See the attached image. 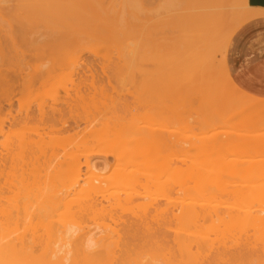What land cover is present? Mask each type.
<instances>
[{
	"label": "rangeland",
	"instance_id": "obj_1",
	"mask_svg": "<svg viewBox=\"0 0 264 264\" xmlns=\"http://www.w3.org/2000/svg\"><path fill=\"white\" fill-rule=\"evenodd\" d=\"M110 1L111 0H100V1L99 0H94V1L93 0H0V40H1L0 41V43H1L0 44L1 45V49H0L1 51L0 52L4 54L3 56L1 55L2 56L1 59H3V60L0 59L1 60L0 66H4V67H18V66L19 67H24V66L25 67H28V66L35 67V66H38L41 68H42V66H46V67L55 66L58 68L57 71H55L56 73H54V75L55 74L56 75L58 74V75L57 76L53 75L55 77V78L53 77L54 80L49 81V83L47 84L49 87L47 85L44 86V88H46L45 90L43 89V87H39V88H35V90L33 89L34 91H33V93H31V96L27 95L28 97H22V99H19L20 97H16V100L14 101L13 108H12L13 114L17 115V113L20 109H21L20 111H24L23 113L25 114V109L28 106L32 107V108H30L32 113L38 114L39 113V106L42 104L44 106V109L50 115L52 113L53 108H56L57 106L61 105L63 102L68 100L67 108L64 104L65 112H66L64 116L67 117L66 119L69 118L68 121H70L69 122V124H71L70 127L75 125L74 122L70 120V119H72V118H70V116L71 115L73 116V114H74V116L75 115L77 116V114H79L78 116L83 115L81 117H85V118H87V117L88 118H94L96 115V117L98 119H100L99 117H102L100 115H105V118H106L107 114H108V116H110L111 113L117 114L119 119H121V116H122V118H127V117L130 118L133 116L134 118L133 117L131 118V120L133 119L131 121L132 123H134L136 125L137 124H141L144 126L146 125V126L153 128V132L151 133V135L149 137V140H150L149 146H150L151 150L154 151L153 152V155H154L153 156V158H154L153 162L154 163L152 162L153 165L151 168H153V170L150 169L149 173L151 172L150 177H151V180L154 181L153 183L156 186H157V183H160V184H158L159 188L154 187L152 191H145V190L141 191V193H140V195L142 194L141 196L135 197V195L138 193H135V195L133 194L134 197L133 196L132 197L131 196L123 197L122 196L123 200H121V204H120L121 208L127 211V212L125 211V213L131 212L130 213V215L132 214L131 219L134 220L135 219L134 216H136L135 213H138L137 216L140 215L139 217L142 216L141 215L142 213L139 212V209H140L139 206L143 205L144 203L149 201L151 198H153L154 201L157 198L156 200L157 201L159 200L158 204H159V206L162 207V209H166V207L170 208V209L173 208L172 210H173V212H175V214L179 213L178 210H181V207H183V208L195 207L196 209H199L201 207L209 208V206L221 204L222 208L224 209V210L221 209V211H222L221 215H222V217L225 216L224 221H225L226 225H224V222L222 223L223 219L222 220L219 219L220 221L214 220L213 222L209 221V220H208L209 222L208 221L204 222V223L201 222L199 227L198 226H196V227L192 226V228L189 226L185 228V227L178 225L177 223L174 222L175 225L172 224L171 229L172 228L173 229L171 230L172 231L171 234H173V233L177 234L178 233L182 236H186V238L188 236H189L188 238H194L195 237L194 239L198 238L199 241L203 239L202 241H205L206 243L209 242L208 245L209 246L212 245L213 248L215 246L216 248L221 249L222 246L226 247V246L233 245L234 244L233 241L235 240L234 238L241 236V233H242V235L244 233L246 234L248 232V230H250L251 228H249L250 226H248L249 225L248 223L244 224L245 226L243 225L244 222L241 223L240 221H239V223L235 222V224H234V222L229 220L231 218L226 217V215H227L226 213L229 214V212L230 213L233 212L232 209L234 207H236V208L239 207L237 205V202L234 200L233 197H231L229 192H231V188H235L237 185H239V187H240V185L243 186L245 184H248L244 180L245 176H244V178H242L243 177L242 174L243 175L244 174L245 175L251 174L252 178H255L256 176H259V175L255 174L257 172L254 171L252 168L258 169V168L264 166V163H262V162H264V119H262L259 123H253L254 125L256 124L255 126H253V124L248 122L246 119V116H247L246 114H248L247 112H245L246 114L243 112H240V114L234 113L235 115L232 114L233 112H236V111L239 112L240 111L238 106H237L238 109L236 108L237 110H234L235 107L233 109H230L231 111L232 110H234V111L231 112L229 110L230 115H229L228 111L223 112V110H227V109H224L226 106L223 107V104H225V103L222 104V100H220L219 101L221 104V106H220L218 99H217L218 98L217 96H219V99H220V96L222 95L221 91H222V93L224 92L223 90L226 89V85L221 86V85L217 84L213 87H209V86H206V84H202V85H201V83L199 84V81H197L196 77H195L196 76V69L192 65L195 63H199V61H202L201 60L202 54H198V53L195 54L194 53L192 55L191 51H189V49H190L189 44L184 45L183 48H184L185 52L182 53L180 62L178 60L180 58L181 53L175 52L174 49L170 45H165V46H163L162 49L155 48L154 50H151L150 52L148 50L146 52L145 49L142 50V48H141L142 40H143V38L147 37L148 31H151L154 28L153 26L155 25L156 21L162 20L161 23L156 27V29H155L156 31H162L163 32V26L166 23L167 26L169 27V29L172 31L173 35H179V31L182 28L180 29L179 27H176L175 24H173L172 19H173L174 13L178 12L180 6L179 5H172L173 0H167L166 4L164 3L163 0H160L157 3H156V0H151L153 5L148 6V7L145 5V3L148 0H118V2L114 5H111ZM98 2H101V3L98 4ZM221 7H222L221 11L223 10L225 13H228V15L226 16L225 26L221 30V39H222V41H225V39L227 38L228 33H229L228 26H229V24H232L236 20V18L238 17L240 9H239V7L236 8L234 5H224ZM215 9H216L215 7H211L209 9H207V12H214ZM203 13H205V11L200 12V14H203ZM61 18L72 22L73 25L74 24L77 25V21H82L81 19L84 18L83 20H88V24H90L89 26L92 28L91 30H93L95 33H98V34L100 33L101 35L103 34V36H104V34H106V36H105L106 38L109 35L115 36V39H113V40L111 39L112 41L110 39H109L110 41L108 40L106 43L104 41L105 44H103L102 40H104V37H102L103 39L102 38H101L102 40L100 39L101 40L100 43H102V45L96 44L98 46L95 45L96 40H94L95 37H93V36H95V34L94 35L92 34L93 35L92 36L93 39H92L91 34L88 32L90 34V38L92 40H94V43L91 42L92 40L90 41L86 35H83V39L81 36L82 34H79L80 37L78 36L82 40H85L86 39L85 36H86L89 40V43L91 42L90 44H88L87 43L88 41L86 39V44L82 45L81 44L82 40H81L80 44L82 46L88 45V46H86V49H83V50L88 51L91 49L90 51H92V50L96 49V51H97L99 49L97 52L98 57L94 56L95 51L92 54L90 51H88L89 53L87 51H82V53L86 52L87 54L85 53V55H82V53L80 52L81 53L80 55H82V57H84L83 60L86 61V64L88 66L92 65L98 70V74H101L100 75L101 78H99L100 80L102 79V76H104L103 73L101 72L102 71L101 69L102 68H106V69L112 68L111 72L108 71V76L112 75L110 77L112 79V84L108 86L107 85L108 83H106V82H109V80H111L109 77L105 76V77H103L104 79H102V81H104L105 84L107 85L106 88L108 89V91H104V93H101L100 90L102 89L103 85L102 86L99 85V87H101V89H97V90H99L97 94H96V91L94 92L96 95L93 93H92L93 95H91L89 93V94H86V96L83 98L82 96L85 95L83 92L78 94V96L75 92H72L71 94L73 96L71 97V99L66 98L67 94H68V92H67L68 89L63 88V87H68L69 89L74 87V85L78 84V82L80 81V75H76L75 77H73V76H71L70 71L68 73V74H70V76L67 73H65L66 71H64L65 74L60 72L61 69L63 70L64 67L68 68L66 66L67 65L69 66L71 64V63L69 64V62H72L73 57L75 58V56L72 54L73 53L72 50L70 51V54H66L67 52L62 53V52H64V49L66 47L68 48L69 45L64 47L65 46L64 44H66L67 39H64V37L62 36L63 35L62 32L66 33V31H68V30H65V29L62 30L63 24H62ZM65 23H67V22L65 21ZM78 23L81 24V22H78ZM67 24H70V23H67ZM83 24L84 23L82 22V25ZM79 26L75 29L77 30L79 28ZM65 27H66V29H69V30L71 28V26L67 28V25ZM80 27H82V26H80ZM71 30L76 31L72 28H71ZM78 31H81V30H78ZM82 31H85V30L83 29ZM60 33H62V35ZM85 33L87 34V32H85ZM59 35H61V37H63V38L59 37ZM70 35L72 36V34H70ZM70 35H68V36H70ZM75 37H76V35H75ZM75 37H74V40H77L78 42H76V41L74 42V40L68 39L69 41L72 40V42H73V43L71 42V44H73V45H71V48H72V46L74 47V45L79 44V40H78L79 38L76 39L77 37L76 38ZM14 38H15V41H14ZM192 38L193 37H191V38H189V37L185 38L184 37V40L186 41V43H188V41L190 42V40L193 41ZM95 39H97V37ZM165 39L169 40L171 45H174L175 42L177 43L178 41L182 40V39H180V37L173 39V38H170L169 36H167V38L166 37L162 38V40H165ZM98 40H99V38H98ZM98 40H97V42H98ZM83 43H85V42H83ZM14 44L16 47L18 45L20 47L19 49L26 52L25 56L30 55L29 58L28 57L26 58L29 61L25 60V57L24 58L22 57V55H21L22 51L21 50H19L20 54L19 53H17V54L21 55L20 58H23L24 61H26V62L19 61L20 58L17 59L18 55L16 53L13 54V50L14 49L18 50V48H16V47L14 48ZM44 45L46 46V51H44V52H48L49 55H48V53L46 54L44 52H42L40 54V51H43V50H39V49H43L41 47ZM78 47L75 50H77ZM79 50H80V48H79ZM131 50H132L131 56H130L131 60L133 61L134 58L136 59V62H134V63L132 62V66L134 68V65H135L136 70L134 71V75L132 74V76H130V77H132V79L130 81L126 80V78H129V76L128 77H126L124 75L122 76L121 75L122 72L121 71H120V73L118 72V74L122 76L121 78H119L120 76H118V78L122 80V81L121 80L120 81L122 83H124V79H125V82L127 81L123 85L122 83H119L120 81L117 78H114L113 75H115L116 72L113 73V69H115L116 67H119V66L122 67L126 64L121 60V58L123 57L125 52L131 51ZM16 51H14V52H16ZM36 51H37V53H39L38 56L35 53L36 57L42 58L43 56H45V58L44 59L42 58L39 60H38V58L36 59V57L33 54ZM66 51H67V49H66ZM76 52H75V54H76ZM77 53L79 54V52H77ZM22 54L24 55L23 52H22ZM128 54L129 53H126L125 54L126 56L124 55V57H125L124 59H127ZM31 55L34 57L30 59V57H32ZM72 55H73V57H72ZM3 57H5V58H3ZM138 57H140V58L143 57V59H141L142 61L140 60V58L138 59ZM213 57L214 58L212 59V62H213L212 64H214L218 68L222 64V55L218 53ZM176 62H178V65L182 66L184 69L183 70L181 69L182 71L179 69L177 70V71H179V75H178L179 78L177 79V81H174L175 77H174V79L172 77L174 76V74L177 71H171L170 69H168V67L172 68L171 66L175 65ZM56 65H59L61 67L59 68V66H56ZM63 65H65V66H63ZM113 67H115V68H113ZM141 67H142V69L148 68L149 70H151V72H152L151 75L149 74L148 77H146L144 74H143L144 76L141 75L140 71H139V69ZM59 73L61 76L59 75ZM80 73L82 74V71H80ZM180 73H181V75H180ZM124 74H125V72H124ZM87 75L89 77L88 73H87ZM100 76H97V77H100ZM116 76H117V74L115 75V77ZM106 77L109 78V80ZM88 79H90V78H88ZM116 80H118V81H116ZM172 80H173V82H172ZM71 81L74 82L75 84L71 85ZM102 81H101V83L104 84V82H102ZM57 84L58 85L61 84L63 86V87L61 86L63 89L60 88L59 87L60 85L58 86ZM113 85L116 86L115 90H118L117 93H116V91L113 90L114 89V88H112ZM173 85L175 88L173 87ZM56 86H58V88H60V89H57ZM232 89H233V92L239 91L236 87H232ZM55 90L56 91L61 90V91H59L58 92L59 94H58V93H56ZM91 90L93 91V89H91ZM103 90H105V89H103ZM174 90H176V91H174ZM107 92H108V94L109 93L112 94L113 97H111L110 95H107L108 97H106L105 93H107ZM219 92H220V94H219ZM119 93L125 94V95H123L124 97H121L122 94L120 95V97L117 96ZM79 95L83 99L82 98L80 99ZM90 95H91V97H90ZM94 95H95V97H93ZM258 98L260 100L264 99V98L257 97V99ZM121 99H123V101L129 102V104H131V106H129V108L123 107ZM20 100H21V102H20ZM72 100H76V101H74V103H72L73 102ZM69 101L71 104L69 103ZM119 103H120L121 107L118 106ZM72 104H75L74 107L72 108L73 114L71 113V110L68 109L69 106H73ZM114 105H115V107H114ZM103 107L106 110L103 109ZM122 107H123V109H122ZM4 109L8 110L10 108L8 105L5 104ZM120 109H121V111L119 112ZM130 109H131V111H129V112H131L132 114L128 112V110H130ZM116 110L118 113L114 112ZM20 111H19V113H20ZM111 111H113V112H111ZM220 112H221V114H223V113L228 114V115L225 114V119L221 120L222 121L221 122L222 124L220 123L221 127L220 128L219 127L213 128L212 126H211V128L207 127L209 129H207L205 127L207 130V131H205L204 127H201V125H200V122L202 121V119L204 117L203 115H206V116L210 115L209 117L214 118V116H216V114L219 115ZM23 113H22V115H24ZM105 113H107V114H105ZM119 113L121 115H119ZM92 114H94V116ZM213 114H214V116H213ZM117 115L116 116L114 115V116L117 117ZM111 116H112V120L114 121L113 123H115L116 120H118V119H116L113 115H111ZM227 116H229V118ZM110 118L111 117H109L108 119L106 118V119L109 120ZM57 119L58 118L56 117V119H54V120L57 121ZM122 120H126V119H122ZM122 120H120V121H122ZM127 120H128V118H127ZM85 121L86 120H84L81 124H79L80 126H73V128L71 127L73 130L70 128V131L66 132V134H65V132L61 133V134L49 132L46 136L44 134L43 135L40 134L42 132L38 133V131H33L34 128H32L31 127L32 125H30V126L25 127V128L22 126H20L19 129L16 128L14 130L15 132L13 133L14 136L13 135H11V137L9 136V138H10L9 140H8L7 136L1 137V142L5 143V140H6V143L0 145V155L3 154L4 156H8V155L14 156L13 157L14 160L17 159L14 162H12L14 165L12 163L8 165L9 168L6 169V171L4 173L5 176L2 178V185L4 186V188H3V186L1 187V189H3V191L2 190L0 191V199H2V203L3 202L9 203V205L8 204L6 205L5 203H3L4 205H6L7 207L13 206V208H15V207H17L15 205H17V204L21 205V202L23 203V200L28 201L30 197L33 198L34 200H36L35 199L36 197L40 198L39 197L40 193H42L43 191L48 193L51 190L54 191V188L59 189L60 186H62V188H63V182L65 183L68 180L67 177H70L69 176V174H70L69 172H71V167H70L71 165L70 164L73 162H77V160H80V163H82L84 165V162H85L84 157L86 156L88 151H89L88 153H90L92 151V150L90 151V149L87 147V144L82 145L80 143V141L78 142L79 139L82 141L81 136L83 134L87 135L89 130H86V129L91 128V126L89 128V126H87L88 124L84 123ZM100 121H102V120H100ZM109 121L112 122L111 119ZM109 121L107 122L108 124L110 123ZM102 124L106 125V126H102V127H105L104 128L105 130L103 129V131L98 133L95 136V139H102L105 137V135H108L111 139V142H116V138L118 140L122 136L124 129L120 128V126L112 127L111 128L112 130H111L110 126H109V128L107 127L108 124H106V121L103 122ZM8 125L9 124H7V126ZM165 125H167V126L165 127ZM99 127L101 128V126H99ZM31 129H33V130L31 131ZM209 130H210V132H209ZM215 131L216 132H220V131L223 132V134H220L219 136L215 137L216 139L212 138V141L213 140H216V141H213L212 143L206 145V143L208 141H205L204 142L205 144H204L200 140V138L211 136ZM82 132H83V134H82ZM224 133H225V135H224ZM55 134H57V135H55ZM72 134H74V135H72ZM78 134L79 135L81 134V135L79 136ZM86 135H83V136H86ZM48 136H51V137H48ZM68 136H69V138H68ZM26 137H28V139ZM64 137L69 139L67 141L68 145H66L65 141L67 139ZM30 138H32V139H30ZM50 138H51V141H50ZM71 138H72V140H71ZM161 139L164 140L165 144L168 143V141H169V143L171 144V145L169 144L170 147H167L168 145L165 146L164 143L161 142ZM226 139H228V140H226ZM28 140H30V141H28ZM39 140L42 142L40 143ZM62 140H64V141H62ZM113 140H115V141H113ZM209 141H211V140L209 139ZM111 142H109V143H111ZM59 143H60V145H59ZM62 143H64L63 146H62ZM172 143H174L173 145H175V144L177 145L178 143L180 145L182 144L183 145V147L181 145L182 150H181V148L178 149L180 147V145H179V147H178V145L176 147H174L172 145ZM135 144H136V146H138V145L140 146L141 144H143V139L142 140L141 139H135V141L132 143V145L134 146ZM223 144L227 147H224ZM32 145H36L35 146L36 148L33 146L34 150H33ZM44 145H46L47 147ZM57 145L59 147L58 150H56ZM89 145H90V143H89ZM113 145H114V143H113ZM30 146L32 147L31 149H30ZM201 146L204 147V149L201 148ZM42 147H45V149ZM52 147L54 148L55 153L53 152ZM67 147H68V149H67ZM85 147H86V149H85ZM229 148H231V149H229ZM28 149L31 150L30 153L32 152L33 155L36 156V159H39L38 157H40V159L42 161L39 159V163H38V160L35 159V156H33L32 153L30 154L28 152ZM36 149H38V150H36ZM99 149H100L99 147L97 149H95V150H98V151H96L97 154H101L102 150H99ZM228 149H229V151H227V154H226V150H228ZM36 151L41 156L42 155H44V156H42V158H41V156H38L39 154H36ZM230 151H231V154L228 155V153ZM8 152H9V154H8ZM26 152L30 155H28ZM45 152L49 156L46 155ZM41 153H43V154H41ZM55 154L58 155V157H56ZM221 155L226 159L222 158ZM22 156H23V158H22ZM30 156H32V157H30ZM48 157H50V158H48ZM99 157L100 156H98V157L96 156V158L93 157L91 160H93V162H95V163L98 162L96 164L101 166V165H103L102 162L105 161V159L104 158L102 159ZM67 158H68V160H67ZM45 159H47V160H45ZM49 159H51V160H49ZM65 159H66V163L63 165L62 162L63 161L65 162ZM28 160H30L32 162V164ZM52 160H54V162H52ZM70 160H72V161H70ZM109 160L112 163L111 167H109L107 170L105 169L106 171H102L101 177L102 178L104 177L103 179L111 182L110 180H112V177L115 173L114 169L115 170H116V168L118 169L117 164H119L120 161L119 160L117 161L114 158H110ZM237 160L240 162H245L246 164L240 165V168H239L238 164H240V163L237 162ZM252 160L254 163L252 162ZM179 161H180L181 165L178 164ZM259 161L261 163H259ZM44 162L49 163V164L47 165ZM67 162H71V163H67ZM176 162H178V163H176ZM59 163H62L63 167H62V165L60 167ZM171 163H174L173 164L174 166H172V169H171V165H172ZM250 163L254 164V165L250 166ZM175 164H177V165H175ZM214 164H216V165H214ZM235 164L238 165V166H235V168L238 167L237 172H239V169H242V166H243V168H245L244 170H246V172L242 170L241 171L242 174L239 173V174H241L240 175L241 178H239V176H237L238 174H236L234 172L235 169L233 170V167ZM178 165L182 167V170H184V172L183 171H182V173L179 172L180 174H178L176 176V174H174L176 172V169H173V168H175V166H176V168H178L177 167ZM211 165L214 166V168H211L212 167ZM258 165H259V167H258ZM57 166L60 168V171L58 170L59 168H57ZM249 166L253 170V171H250L251 173L247 172V171H249ZM252 166H254V167H252ZM140 168H141V166H139V168H137V169L141 170ZM219 168H221V169H219ZM204 169H206V170H204ZM195 170H196V172L193 173V171H195ZM199 170L201 171V174L198 173V172H200ZM217 170L219 172L216 174ZM231 170L233 171L232 173H230ZM55 171H57V172H55ZM188 171L191 172L192 174L189 173ZM177 172H178V170H177ZM185 172H187L189 174L185 175ZM220 172H222L221 173L222 177L219 176ZM252 173L254 174V177H253ZM82 174H83V176H85L84 174H86V168L85 167H82ZM188 175H190V177ZM159 176H160V178H159ZM174 176L176 177L177 180L174 178ZM185 177L186 178L188 177V178L186 179ZM191 177H193L194 179ZM195 177L199 178V179H195ZM172 178L175 180H173ZM189 178H191V179L189 180ZM219 178H221V179H219ZM156 179H159L160 181H157ZM185 179L188 181H186ZM205 179L206 180L209 179L210 183L208 181L207 182L210 185H208V183L204 182ZM211 179H213L214 183L215 182L216 183L213 184L210 181ZM47 181L49 184L47 183ZM109 182H107V183H109ZM161 182H164V183H161ZM167 182H169V183H167ZM174 182L175 183L177 182L180 184L176 183L177 187L175 186L172 189V188H170V185H171V183H172V185H175ZM181 182L182 183L184 182V184L186 186L184 188V190H188L187 189L188 187L191 189V190L186 191L187 193H185V195L183 193H180V191H179L180 187H181ZM203 182L206 183L207 185L205 186V184H202ZM244 182H245V184H244ZM5 183H7V184L5 185ZM81 184H84V183L82 182ZM165 184L166 185L169 184V185L163 186ZM37 185H38V187H37ZM202 185L205 186L206 191H204V187ZM234 185H235V187H233ZM195 186L198 188L197 189L198 191L195 190V188H196ZM207 186H209V189H206ZM168 188H170V189H168ZM81 189L82 188L78 187L77 191H74L69 197H67L64 200L65 202H63V203L65 205H64V207H61L63 209H61V211L59 210V212L62 213V210H64L63 213H65V210L67 209V207H68V209H69V207H70V209L72 207L73 208L75 207L74 209H76V206L78 207L79 204L83 203V201L86 198L85 197L86 195H85L84 191H80ZM201 190L203 192V195H201L202 193L199 194V191H201ZM255 190H259V191H257V192L253 191V193H251V194L254 195V193L258 194V192H261L260 189H255ZM79 191H80V193H79ZM209 191H211V193H209ZM188 192H191V193H188ZM206 193H209V194H206ZM210 194H212V196H209ZM213 195L216 199L213 198ZM144 196L150 197V199L149 198L145 199ZM151 201H153V200L151 199ZM151 201H149V202H151ZM219 201H221V202H219ZM181 202L183 203V205L181 204ZM63 203L61 206H63ZM184 203H186V204H184ZM66 204H67V207H66ZM187 204H190V207H189V205L185 206ZM196 204H199V205H196ZM13 208H11V209H13ZM254 208H257V207H254ZM122 209H120L119 212L122 213V211H121ZM172 210H170V211H172ZM128 215H126V216H128ZM154 217H155L153 219V224L155 225L154 227L162 226L170 218V216L168 217L165 215H157ZM67 218L69 219V217H66V219ZM91 218H92V216H91ZM95 218H97V217H95ZM95 218L89 219V220H88V218L86 219V222L89 225V226L88 225L87 226L89 228L92 227V229L95 233H101L102 231L105 230V228L108 229V228H114L115 227V224L113 223V221L110 222V219L108 220V218L107 219L105 218L104 221H103V217H102V220L100 217H98V220ZM138 218H136V219L139 220ZM70 220L72 222L73 219L70 218L69 221ZM140 220H141V218H140ZM228 220L231 223H226V221H228ZM83 223H85V222H83ZM75 224H77L76 221H75L74 225ZM22 226L19 227V229L21 228V230H19V231L17 230L18 232L16 231V229H18V228H16V227L11 228V231H15L16 233L12 232V235H9V238L7 239L8 242L15 241L14 240V239H16L15 237L20 236L23 232H24L23 234L29 233L27 235H30L31 229H29V227L27 228L26 226H24V228L26 227L25 229L27 231V232H25V229L23 228L24 229L23 230ZM85 226H86V224H85ZM183 228H185V229H183ZM12 229H14V230H12ZM94 229H96L97 232ZM174 229L176 232L173 231ZM242 229H244L245 232ZM28 230H30V232ZM40 230L41 229L39 228V232H40ZM251 230L249 232L253 231V230L252 231ZM186 233H188V234H186ZM255 233H254L255 236L253 237L254 239H252L253 242H251V243L254 246H256V245L260 246V245L264 244V229L259 230L258 232H255ZM175 234H173L171 236L173 237V236H175ZM236 234H238L239 236ZM233 236H235V237H233ZM10 237L13 238V241H9V239L11 240ZM213 244H215V245H213ZM177 245L176 244L175 245L170 244L169 247L167 246L169 249L166 247L162 248L163 246L162 247L159 246L161 248H158V245L157 246L153 245L152 247L148 246L150 248L146 247L143 249L140 247L137 250L134 249L129 254L124 252L122 254V256H121V253H118L117 255L122 257V259L125 261V264H128V263L138 264L139 262H141V264H170V263L171 264H201L202 260L205 259V257L211 256L214 253L212 251H215L214 249H216V248H214L213 250L211 249L212 251L208 252L206 250L207 249L209 250L210 247L208 248V246H206V244H204V246L207 247V249H205V250H203V248H205L204 246L200 245L201 247H197L198 244L196 246V243L191 245V247L189 246V248H185V246H183V248H179L180 246L178 247ZM186 247H188V246H186ZM222 249H224V248H222ZM233 250L235 251L236 249L231 250L232 253H235ZM39 251H40V253L42 252L44 255L40 254L38 252L39 253L38 258H40L42 255L44 256V257L43 256L42 257L45 258V253L42 250H39ZM82 255H81V258H83ZM108 255H109V257L103 258V259H105V260H103L104 263L105 264L106 263L107 264H109V263L113 264L112 262H114V260L111 257V256H113V254H108ZM113 258H116V257L113 256ZM80 260H82L83 264H85L84 258L80 259ZM115 260H117V259H115ZM81 262H80V264H82Z\"/></svg>",
	"mask_w": 264,
	"mask_h": 264
},
{
	"label": "bare ground",
	"instance_id": "obj_2",
	"mask_svg": "<svg viewBox=\"0 0 264 264\" xmlns=\"http://www.w3.org/2000/svg\"><path fill=\"white\" fill-rule=\"evenodd\" d=\"M194 1H195L197 6H200L203 2H205V3L208 1L215 2L218 0H194ZM219 1H223V0H219ZM117 2H118V0H111L110 4L114 5ZM100 3L101 2H98V4H100ZM145 5L148 7V6H151L153 4L149 1H147L145 3ZM200 7H202V6H200ZM204 7H205V5H204ZM196 8L197 7H193L192 10H196ZM191 12H193V11H191ZM83 19H81L82 21H77V25L76 24L73 25L72 22L67 21L65 19L61 20L62 24H63L62 30L65 29V30L69 31V32L66 31V33L62 32L63 35H62V33H60L64 37V39H67V42H66V44H64L65 45L64 47H66L68 45L70 46V47L68 46V48L66 47L64 49V52H62V53L67 52L66 54H70V51L72 50L73 53L72 52L71 53L75 56V58L72 55V57H73L72 62H69V64L70 63L71 64L69 66L68 65L66 66L68 68L62 67L63 70L61 69V71L60 70L59 71L62 73H64V71H66L65 73H67V74L70 71V74L73 77H75L76 75H80V81L78 82V84H75L74 82H72L73 80L71 81V85L75 84L74 87L71 86L72 87L71 89H69L68 87H63L61 84H59L60 86L57 84L60 88L63 87V88L68 89L67 90L68 94L66 97L67 99H69V98L71 99V97L73 96L71 94L72 92H75L77 94V96H78V94L83 92L85 94L82 96L83 98L86 96V94H89V93L91 95L95 94L94 93L95 91L97 94L99 91L97 89H101V87H99V85L100 86L103 85L102 89L100 91H101V93H104V91H108V89L106 88L107 85L109 86L112 84V79L110 78L112 75L108 76V71L111 72L112 68H110V69L102 68L101 69L102 70L101 72L104 75V76H102V79H104L103 77H105V76H107L111 79V80H109V78L106 77L109 80V82H106V83H108L106 85L105 82L102 81V79L101 80L99 79V78H101V76H100L101 74H98V70L92 65L88 66L86 64V61L83 60L84 57H82V55H85L86 52L82 53V51H87V50H83V49H86V46H88V45H86V46H82V45L86 44V39L88 41L87 42L88 44H90L91 42L94 43V40H96L95 45L96 44L102 45V43H100L101 40L103 39L102 37H104V40H102V41H103V44H105L109 39L110 40L115 39V36H113V35L108 36L107 35L108 37L106 38L105 37L106 34H104V36H103V34L101 35L100 33L99 34L95 33L93 30H91L92 28L89 26L90 24H88V20H83ZM64 20L70 24L65 23ZM78 22H81V24H79ZM82 22L84 23L83 25H82ZM65 24L67 25V28L71 26V28L74 30H76L75 28H77L79 25L82 27L79 26V28L76 31H73L70 28V30L72 31L71 32L69 29H66ZM83 29L85 31H82ZM78 30H81V31H78ZM85 32H87L88 35ZM88 32L91 34L92 39H93V37H95V38L97 37V39L94 38V40H92L90 38V34ZM70 34H72V36ZM79 34H82L81 35L82 39H83V35H86L89 38V40L90 41L92 40V41L89 43V40L86 36H85V38H86L85 40L80 39ZM92 34L93 35L95 34V36H93ZM61 35H59V37H61ZM68 35H70V36H68ZM75 35L77 38L75 37ZM215 36H216V34L209 32V33H204L202 37L200 35L198 37H193L192 38L193 41H191V40H190V42L188 41V44L190 46L189 51H191V53L193 55L194 53L199 51L201 48L207 47V45H211V42H213V40L216 38ZM63 37H61V38H63ZM74 37L76 39L79 38L78 39L79 44L74 45V47L72 46V48H71V45H73V44H71V42H72V40H74ZM98 38H99V40H98ZM68 39L69 40L72 39V40L69 41ZM81 40H82V43H81L82 45L80 44ZM97 40H98V42H97ZM14 41H15V38H14ZM75 41L78 42L77 40H74V42ZM104 41H105V43H104ZM83 42H85V43H83ZM183 44H185V43L182 40L177 42L178 46H182ZM98 45H96V46H98ZM15 47L16 46L14 44V48ZM77 47H78V49L75 50ZM16 48H18V50L14 49L13 54L14 53L20 54V51H19V50H21V49H19L20 47L17 45ZM41 48H43V49H39V50H43V51H40V54L42 52L46 51L45 45L42 46ZM79 48L81 51L79 50ZM181 48H183V46ZM216 48H217L216 51L218 53H220L221 48L218 46H216ZM0 49H1V45H0ZM66 49H67V51H66ZM90 50H88V51H90ZM98 50L96 51V49H95V50H92L90 52L92 54L95 51L94 56L98 57L97 56ZM14 51H16V52H14ZM76 51L79 52V54ZM22 52L24 53V55L22 54ZM22 52H21L22 57L23 58L25 57V60H28L26 58L27 57L29 58L30 55L25 56L26 52H24V51H22ZM75 52L77 55L75 54ZM80 52L82 53V55H80L81 54ZM131 52H132V50L124 53V55L126 53H129L127 59H124L125 58L124 55L121 58V60L124 63H126L124 66H122V67L119 66L116 68L113 67V68H115V69H113V73L116 72V74H117L116 77H115L116 74L113 76H114V78H117L119 81L121 80L119 78H121L123 75L126 77L129 76L130 79L125 77L126 80H129V81L132 79V77H130V76H132V74L134 75V71L136 70V68H135V65H134L135 69L133 68L132 62L134 63L136 61H135V58L133 59V61L131 60V57H130ZM35 53L38 56L39 53H37V51L34 52L33 54L35 57H36ZM44 53L47 54L48 52H44ZM1 55L3 56L4 54L3 53L0 54V59L2 58ZM21 55H18L17 59H19L21 57ZM48 55H49V53H48ZM34 56L30 57V59L33 58ZM181 56H182V53L180 54V58L178 60L179 62H180ZM212 56H214V54L202 53V58H201L202 61H199V63H195L192 65L196 69V76H195L196 80L198 81V78L201 76V77L206 78V80H207L206 86L213 87L217 84L221 85V86L226 85V89L223 90L224 92L222 93V91H221L222 95L220 96V99H219V96H217L218 102L220 100H222V104L225 103V104H223V107L226 106L224 109H227V110H223V112L228 111V113L230 115V111H231L230 109H233L235 107L234 110H237L239 108V110H240L239 112L236 111L237 113L233 112L232 114H234V113L240 114V112H243V113L247 112L248 114L245 113L247 115V116L246 115L245 116H246V119L248 122H250L252 124L253 123H259L262 119H264V100L256 99L254 97H248L239 91L233 92L232 87H234V86L232 85V83H231L228 75L225 73V71L222 73V75L220 77L219 74H217L215 72L214 67L210 66V58ZM3 58H5V57H3ZM23 58H20L19 61L26 62V61H24ZM37 58L38 57H36V59ZM42 58L44 59L45 56H43ZM42 58H38V60L42 59ZM139 58L140 57H138V59ZM141 59H143V57L140 58V60ZM1 60H3V59H1ZM59 65H56V66H59ZM63 66H65V65H63ZM60 67L61 66H59V68ZM171 67L172 68L168 67V69H170L171 71H177L178 69L179 70L184 69L182 66L178 65V62H176V64L172 65ZM199 68H200V70H199ZM57 69L58 68L55 66H53V67L52 66L51 67L50 66H48V67L42 66V68L38 67V66H35V67H30V66H28V67H25V66L24 67H19V66L18 67H4V66H0V145L6 143V140H5V143L1 142V137L7 136L8 140H9L10 139L9 136L10 137H11V135L14 136V134H13L15 132L14 130L16 128L19 129L20 126L25 128V127L32 125L31 127L34 128V130L31 129V131L32 130L38 131V133L42 132L40 134H42V135L44 134L47 136V134L49 132L50 133L54 132L57 134L58 133L61 134V133L65 132V134H66V132L70 131L71 127L73 128V126H80L79 124H81L84 120H86L84 123L88 124L87 126H89V128L91 126V128H90L91 130L88 128L86 129V130H89L88 133L86 132L87 135L83 134V132H82L83 135H86V136L82 135L84 138L81 136L82 141L78 137L77 138L79 139L78 142L80 141V143L82 145L87 144V147L90 149V151L91 150L92 151L90 153H88L89 152L88 151L86 156L84 157L85 158L84 165L82 163H80V160H77V159H76L77 162H73V163L67 162V163H71L70 164L71 165L70 166L71 172H69L70 177H67L68 180L65 183L63 182V188H62V186H60L61 189L60 188L59 189L54 188V191L51 190L48 193L43 191L45 194L43 192L40 193L42 191L41 190L39 192L40 193L39 197L41 199L36 197L35 198L36 200H34L33 198L30 197L28 201L23 200V203L21 202V205L20 204L15 205V206H17L15 208H13V206L7 207L6 205L7 204L9 205V203L3 202L6 204V205H4L2 203V199H0V264H80V262L82 261L80 259H83V258H84L85 264H105L103 261L105 259H103V258L109 257L108 254H113V256L116 257V258H113V256L110 255L112 257V259L114 260V262H112L113 264H125V261L121 257L122 254L124 252L129 254L134 249L137 250L140 247L143 249V248H146L148 246L152 247L153 245L154 246L158 245V248H161L162 246H163L162 248H164V247L168 248L170 244L171 245H175V244L177 245L178 244L177 246L178 247L180 246L179 248H183V246H185V248H189V246L191 247V245L196 243V246L198 244L197 247H201L200 245L204 246V244H206V246H208V248L210 247V249L208 250L207 247L204 246L205 248H203V250L207 249L206 251H208V252H211L214 248H216L215 246L213 248L212 245L209 246L208 245L209 242L206 243L205 241H202L203 239L199 241L198 238L194 239L195 237L194 238H188L189 237L188 236L186 238V236H182L178 233L177 234L173 233V234H175V236L172 237L171 235H173V234H171L172 233L171 230L173 228L171 229V227H172V224H174V222L177 223L178 225L185 227V228L188 226L192 228V226H194V227L198 226L199 227L201 222L204 223V222H207L208 220L213 222L214 220L220 221L222 219H223L222 223L224 222V225H226L225 221H224L225 216L222 217V215H221V213H222L221 209H223L221 204L209 206V208L201 207L199 209H196L195 207H193V208L192 207L191 208L181 207V210H178L179 213L175 214V212H173V210H172L173 208L170 209V208L166 207V209H162V207L159 206V204H158L159 200L158 201L156 200L157 198L155 199V201L153 198H151L153 200V201H151L150 197L144 196L145 199L149 198L150 199L149 201H151V202L147 201L143 205L139 206V208L141 209V210L139 209V212L142 213V214L141 213L140 214L143 217L142 216L139 217L140 215L137 216L138 213H135L136 216H134L135 219L139 217L138 218L139 220H137V219L132 220L131 219L132 214L130 215L131 212L125 213L126 210L121 208L120 204H121V200H123L122 199L123 197H129V196L132 197L133 194L135 195V193H138L135 195V197H137V196L142 195V194L140 195V193L143 190L152 191L154 187L159 188L158 184H160V183H157V186H156L153 183L154 181L151 180V177H150L151 172L149 173L150 169L153 170V168H151V167L154 163L153 162V159H154L153 158V156H154L153 152L154 151L151 150V148L149 146V143H150L149 137H150L151 133L153 132V128L146 126V125L145 126L141 125V124L136 125V124L132 123L131 121L133 119L131 120V118L133 116L130 118L126 116L128 118V120H127V118H122V116H121V119H119L118 115L114 114V113L113 114L111 113V115H113V116L117 115V117H115V116L114 117L116 119H118V120H116L115 123H113L114 121L112 120V116L110 114H109L110 116H108L107 113H105L108 116V117L106 116V118L108 119L109 117H111L110 119L112 122L109 121L110 119L107 120L105 118V115H100V116H102V117H99L100 119H98L96 117V115H95L96 118L95 117L94 118H88V117L85 118V117H81L83 115L78 116L79 114H77V116L76 115L74 116V114L72 113L73 112L72 108L74 107L75 104H72L73 106H69V108H68L69 110H71V113L73 114V116L72 115L70 116V118H72L70 120L73 121L75 124V125L70 127L71 124H69V122H70V121H68L69 118L66 119L67 117L64 116L66 113L64 104L67 108L68 100L63 102L61 105L57 106L56 108H53L52 113L50 115L44 109V106L42 104L39 106V113L38 114L32 113L30 110V108H32V107H30V106H28L25 109V114L23 113L24 111H20L21 109L19 110L20 113L18 111L19 114L18 113H17V115L13 114L12 108H13L14 101L16 100V97H20L19 99H22V97L31 96V93H33L35 88H39V87H43V89L45 90L46 88H44V86H46L50 80H52V81L54 80V78H55L54 76L56 75V74L54 75V73H56L55 71H57ZM147 69L148 68L142 69V67H141L139 69L140 74L141 75L144 74L146 77H148L149 74L151 75V73H152L151 70H149V69L147 70ZM80 71H82V74L80 73ZM120 71L122 72L121 73L122 76L118 74V72L120 73ZM123 71L125 72V74ZM87 73L89 74V77H88ZM70 74H68V75L70 76ZM59 75H60V73H59ZM178 75H179V71H177L174 74V76L172 77L173 79L175 77L174 81H177V79L179 78ZM180 75H181V73H180ZM97 76H100V77H97ZM118 76H120V77L118 78ZM88 78H90V79H88ZM118 80H116V81H118ZM101 81L104 82V84L101 83ZM121 81L119 83H122ZM126 82L124 79V83H122V84L124 85ZM172 82H173V80H172ZM58 86H56L57 89H60V88H58ZM173 87H174V85H173ZM112 88H114L113 90L116 91V93L118 92V90H115L116 86L113 85ZM91 89H93V91ZM103 89H105V90H103ZM61 90H58V91L55 90V91H56V93H58ZM174 91H176V90H174ZM121 94L122 93H119L117 96L120 97ZM219 94H220V92H219ZM91 95H90V97H91ZM95 95L93 97H95ZM107 95H110L111 97H113V95L110 93L108 94V92L105 93L106 97H108ZM123 95H125V94H122L121 97H124ZM82 97L80 96L79 98L81 99ZM72 101L71 102L74 103V101H76V100H72ZM121 101H122L123 107L129 108V106H131V104H129V102L123 101V99H121ZM20 102H21V100H20ZM69 103H70V101H69ZM5 104L8 105L10 109L5 110L4 109ZM219 104H220V102H219ZM118 106L121 107L120 103ZM220 106H221V104H220ZM237 106H238V108H237ZM114 107H115V105H114ZM123 107H122V109H123ZM103 109H105V108L103 107ZM234 110H232V111H234ZM120 111H121V109L119 110V112ZM129 111H131V109L128 110V112ZM111 112H113V111H111ZM114 112L116 113L117 110ZM22 113L24 115H22ZM129 113H131V112H129ZM225 114L228 115L227 113L221 114V112L219 113V115L216 114V116H214V114H213L214 118L209 117L210 115H208V116L203 115L204 117H203L202 121L200 122V125H201V127H204L205 131H207L206 130L207 127L211 128V126L213 128L214 127L220 128L221 124H222L221 120L225 119ZM92 115L94 116V114H92ZM119 115H121V114L119 113ZM56 117L58 118L57 121L54 120V119H56ZM227 117L229 118V116H227ZM122 119H126V120H122ZM100 120H102L103 122L106 121V124H108L107 122L109 121L110 123L108 124L107 127L109 128V126H110V129L112 127L120 126V128L124 129L122 136L118 140L116 138V142H111L110 137L108 135H105V134H104L105 135L104 138L95 139V136L98 133H100L101 131H103V129L105 128L102 126H106L105 124H102L103 122ZM120 120H122V121H120ZM7 124H9V125L7 126ZM167 125H165V127ZM255 125L253 124V126H255ZM99 126H101V128ZM207 129H209V128H207ZM209 132H210V130H209ZM57 134H55V135H57ZM220 134H223V132H221V131L216 132L215 131L211 136L200 138V140L203 143L205 141H208L209 143L207 142L206 143V145H207V144L212 143L213 141H216V140L212 141V138H215V137L219 136ZM72 135H74V134H72ZM224 135H225V133H224ZM48 137H51V136H48ZM26 138L28 139V137H26ZM64 138H66V137H64ZM68 138H69V136H68ZM68 138H66L67 140L65 141L66 145H68L67 144V141L69 140ZM30 139H32V138H30ZM135 139H141V140L143 139V144H141L140 146L139 145L136 146V144H135L133 146L132 143L135 141ZM163 139H161L162 143H164ZM209 139L211 141H209ZM71 140H72V138H71ZM226 140H228V139H226ZM28 141H30V140H28ZM50 141H51V138H50ZM62 141H64V140H62ZM113 141H115V140H113ZM41 142L42 141H40V143ZM109 142H111V143H109ZM89 143H90V145H89ZM113 143H114V145H113ZM174 143H172V145ZM63 144L64 143H62V146H63ZM169 144H170L169 141L166 144L164 143L165 146L168 145L167 147H170ZM59 145H60V143H59ZM177 145L179 147L180 144L178 143ZM177 145L175 144L173 146L176 147ZM181 145L178 149L181 148ZM33 146L35 147L36 145H32V147ZM44 146H46V145H44ZM32 147L30 146V149ZM34 147H33V150H34ZM68 147H67V149H68ZM98 147L100 148L99 150H102L101 154L96 153V151H98V150H95V149H97ZM182 147H183V145H182ZM224 147H227V146L224 145ZM42 148L45 149V147H42ZM58 148L59 147L57 145V149L56 148L55 149L58 150ZM201 148L204 149V147H202V146H201ZM30 149H28L29 153L31 151ZM85 149H86V147H85ZM229 149H231V148H229ZM229 149L226 150V154H227V151H229ZM36 150H38V149H36ZM181 150H182V148H181ZM53 152H54V148H53ZM8 154H9V152H8ZM30 154H28V155H30ZM36 154H39V153H37V151H36ZM41 154H43V153H41ZM230 154H231V151L228 153V155H230ZM32 155H33V153H32ZM46 155H48V154L46 153ZM58 155H56V157H58ZM33 156H35V155H33ZM38 156H41V155L39 154ZM42 156H44V155H42ZM42 156H41V158H42ZM96 156L97 157L100 156L99 158L105 159V161L102 162L103 163V165H101L102 167L96 164L98 162L95 163V162H93V160H91L93 157L96 158ZM13 157L14 156H9V155L4 156L3 154L0 155V191L1 190L3 191V189H1V187L3 186L2 185V178L5 176L4 173H5L6 169L9 168L8 165L11 164L12 162H14L15 160H17V159L14 160ZM30 157H32V156H30ZM22 158H23V156H22ZM38 158L40 159V157H38ZM48 158H50V157H48ZM110 158H114L117 161L118 160L120 161V163L117 164L118 169L117 168H116V170L114 169L115 173L112 177V180H110L111 182L103 179L104 177L103 178L101 177V172L106 171L109 167H111L112 163L109 160ZM222 158H224V157L222 156ZM35 159H36V156H35ZM39 159H36V160H38V163H39ZM224 159H226V158H224ZM30 160H28V161H30ZM45 160H47V159H45ZM49 160H51V159H49ZM67 160H68V158H67ZM70 161H72V160H70ZM52 162H54V160H52ZM237 162L240 163V164H238L239 168H240V165L246 164L245 162H240L238 160H237ZM252 162H253V160H252ZM62 163L64 165L66 163V159H65V162L63 161ZM62 163H59L60 167H61ZM176 163H178V162H176ZM259 163H261V162L259 161ZM262 163H264V162H262ZM31 164H32V162H31ZM45 164L48 165L49 163H45ZM171 164H172L171 165V169H172V166H174L173 165L174 163H171ZM178 164H180V161ZM63 165H62V167H63ZM175 165H177V164H175ZM214 165H216V164H214ZM238 165L235 164L233 167V170L234 169L236 170L238 167L235 168V166H238ZM251 165H254V164L250 163V166ZM139 166H141V168H140L141 170L137 169V168H139ZM250 166H249V171H247V172L249 173L250 171L254 170L257 172L255 174H258L259 176L252 178L251 174L250 175H248V174L243 175L241 171L243 170L246 172V170H244L245 168H243V166H242V169H239V172H237L238 169L236 171L234 170V172L236 174H238L237 176H239V178H241L240 177L241 174L243 176L242 178H244V176H245L244 180L248 184H245V182H244L245 185H243V186L240 185V187H239V185H237L235 187V185H234L233 187H235V188H231V192H229V193H230L231 197H233L234 200L237 202V205L239 207H237V208L234 207L232 209L233 212H231V213L229 212V214L226 213L228 215V216L226 215V217L231 218V219H229V218L228 219L231 220L232 222H234V224H235V222L239 223V221L241 223L244 222L243 225L248 223L249 224L248 226H250L249 228H251L254 232L250 229L253 233L249 232L250 230H248V232L246 234L245 233L243 234L244 236L242 235V233H241V236L236 234L239 237L234 238L235 240L233 241L234 242L233 245L226 246V247L220 246L221 249L220 248L214 249L215 251H212L214 253L209 257H205V259L202 260L201 264H264V244H262L260 246H257V245L254 246L251 243V242H253L252 239H254L253 237L256 234L255 232H258L259 230L264 229V166H262L258 169L252 168L253 170L250 168ZM82 167L86 168V174H84L85 176H83V174H82ZM177 167L178 168H176V166H175V168H173V169H176V172L174 173V174H176V176L178 174L182 173V171L184 172V170H182L181 166L178 165ZM252 167H254V166H252ZM258 167H259V165H258ZM57 168H59V167L57 166ZM211 168H214V166H212ZM219 169H221V168H219ZM58 170L60 171V168ZM177 170H178V172H177ZM204 170H206V169H204ZM55 172H57V171H55ZM194 172H196V170L193 171V173ZM218 172L219 171L217 170L216 174ZM232 172L233 171L231 170L230 173H232ZM189 173H191V172H189ZM189 173L185 172V175H187ZM198 173L201 174V171ZM221 173L222 172H220L219 176L222 177ZM239 173H241V174H239ZM188 176L190 177V175H188ZM253 177H254V174H253ZM159 178H160V176H159ZM174 178L176 179L175 176H174ZM191 178H193V177H191ZM191 178H189V180ZM175 179H173V180H175ZM195 179H199V178L195 177ZM219 179H221V178H219ZM156 180L160 181L159 179H156ZM212 180L213 179H211L210 181L213 184H215L216 182L214 183V180L213 181ZM186 181H188V180H186ZM207 181L209 182V179L204 180V182L208 183ZM82 182L84 184H81ZM107 182H109V183H107ZM204 182L202 184H205V186H206L207 184ZM47 183H48V181H47ZM161 183H164V182H161ZM167 183H169V182H167ZM176 183H175V185H172V183H171L172 186L170 185V188L173 189V187H175V186L177 187V184H180V183H177V184ZM209 183H208V185H210ZM6 184L7 183H5V185ZM183 184H184V182L183 183L181 182V187H180L179 191H180V193H183L185 195V193H187L186 191L191 190V189L188 187L187 188L188 190H184V188L186 186H185V184L184 185ZM167 185H169V184H167ZM167 185L165 184L163 186H167ZM202 186L204 187V191H206L205 186L204 185H202ZM37 187H38V185H37ZM78 187L82 188L80 191H84L85 195H86V196L84 195L86 198L83 201V203L79 204L78 207L76 206V209H74L75 207L74 208L72 207L71 209L69 207V209H68L67 204H66L67 209L65 210V213H63L64 210H62V213L59 212V210L61 211V209H63L61 207H64V205H65L63 203V202H65L64 200L67 197H69L74 191H77ZM3 188H4V186H3ZM170 188H168V189H170ZM197 189L198 188L196 187L195 190L198 191ZM206 189H209V186H207ZM255 189H260L261 192H258V194L254 193V195L251 194V193H253V191L254 192L259 191V190H255ZM80 191H79V193H80ZM188 193H191V192H188ZM200 193H202L201 195H203L202 190L199 191V194ZM209 193H211V191H209ZM209 193H206V194H209ZM209 196H212V194H210ZM213 198H215L214 195H213ZM219 202H221V201H219ZM62 203H63V206H61ZM181 204L183 205L182 202H181ZM184 204H186V203H184ZM188 205L190 207V204H187L185 206H188ZM196 205H199V204H196ZM254 207H257V208H254ZM11 208H13V209H11ZM120 209H122L121 211L123 214L121 212H119ZM170 210H172V211H170ZM126 215H128V216H126ZM157 215H165L168 217L170 216V218L162 226L154 227L155 225L153 224V219L155 218L154 216H157ZM91 216H92V218H91ZM66 217H69V219L70 218L73 219L72 222H71V220L69 221L68 218H67L68 219L67 220ZM95 217H97V218H95ZM98 217H100L101 220L103 217V221L105 218L106 219L108 218V220L110 219V222L113 221V223L115 224V227L114 228H108V229L105 228V230L102 231L101 233H95L93 231L92 227H90V228L88 227L89 225L87 224L86 219L88 218V220H89V219L95 218L98 220ZM140 218H141V220H140ZM74 220L77 223L75 225H74V223H75ZM229 220L226 221V223H231ZM83 222H85V223H83ZM85 224H86V226L87 225L88 226L86 227ZM21 226H22V229L24 228V226H26L27 228L29 227V229H31V232H30V230H28L30 232V235H27L29 233L23 234L24 233L23 232L20 236L15 237L16 238V239H14L15 241H13V238L10 237L11 240L9 239V241H13V242H8L7 239L9 238V235H12V232L16 233L15 231H11V228L16 227V228H18V229H16V231L17 230L19 231V230H21V228L19 229V227H21ZM39 228L42 231L40 230V232H39ZM185 228H183V229H185ZM12 230H14V229H12ZM94 230L96 231V229H94ZM242 230L244 231V229H242ZM173 231L176 232L175 229ZM25 232H27L26 229H25ZM186 234H188V233H186ZM233 237H235V236H233ZM213 245H215V244H213ZM159 246H161V247H159ZM186 246H188V247H186ZM150 247H148V248H150ZM222 248H224V249H222ZM232 249H236L235 251L233 250L235 253H232V251H231ZM39 250H42L45 253V258H43L44 254L42 252L40 253ZM38 252L40 254H43L42 255L43 257L41 256L42 258L41 257L38 258L39 257ZM118 253H121V256H118L117 255ZM81 255L83 256V258H81ZM115 259H117V260H115ZM81 263L83 264V261ZM128 264H130V263H128ZM138 264H141V262H139Z\"/></svg>",
	"mask_w": 264,
	"mask_h": 264
},
{
	"label": "crops",
	"instance_id": "obj_3",
	"mask_svg": "<svg viewBox=\"0 0 264 264\" xmlns=\"http://www.w3.org/2000/svg\"><path fill=\"white\" fill-rule=\"evenodd\" d=\"M148 1L152 3L151 0ZM158 1L160 0H156V3ZM163 1L166 4L167 0ZM172 5H179L181 8L174 13L172 19L176 27L182 28L179 35H173L166 23L163 26V32L156 31V27L162 20L156 21L154 28L148 31L146 39L142 40V50L150 52L155 48L162 49L163 46L170 45L175 52L184 53L185 50L181 47L188 45L184 37L191 38L199 35L202 37L204 33L209 32L216 34L211 45L201 48L195 54L208 53L215 56L218 54L216 46L220 47L219 54L222 55V64L217 68L212 64L214 57L210 58V66L214 67L215 72L221 77L225 71L232 85L244 95L256 97V99L257 97L264 98V0L208 1L203 2L200 5L202 7L197 6L194 0H173ZM224 5H234L236 8L239 7L240 11L236 20L229 24L228 36L225 41H222L221 30L225 26L228 15L223 10L221 11V6ZM193 7H197L196 10H192ZM211 7H215V11L207 12V9ZM201 11L205 13L200 14ZM167 36L173 39L180 37L185 44L178 46L175 42L171 45L169 40H162ZM198 81L199 84L200 82L201 84L207 83L206 78L201 76Z\"/></svg>",
	"mask_w": 264,
	"mask_h": 264
}]
</instances>
